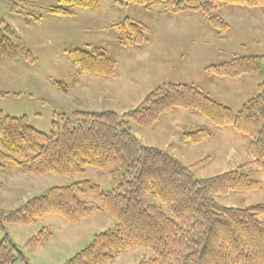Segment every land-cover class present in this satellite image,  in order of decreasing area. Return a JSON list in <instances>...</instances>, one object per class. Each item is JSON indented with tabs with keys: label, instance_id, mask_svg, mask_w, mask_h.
I'll return each instance as SVG.
<instances>
[{
	"label": "trees",
	"instance_id": "trees-1",
	"mask_svg": "<svg viewBox=\"0 0 264 264\" xmlns=\"http://www.w3.org/2000/svg\"><path fill=\"white\" fill-rule=\"evenodd\" d=\"M22 1V0H21ZM128 5L163 8L169 15L200 14L209 19L220 37L228 26L218 12L227 6L264 9V0H124ZM27 6L28 2H23ZM101 0H60L48 9L54 16H71L70 8L97 11ZM18 3L12 11L18 13ZM40 21V20H38ZM118 26L125 44L142 47L151 31L138 23ZM13 29L0 19V59L34 62L33 55L17 43ZM69 59L87 75L110 78L117 62L100 48L72 49ZM263 57H237L208 68L210 74L237 79L261 73ZM182 109L201 115L212 126L232 128L250 141L255 160L243 168L209 179L195 178L166 151L142 145L133 136L131 123L144 129L154 127L163 115ZM50 134L29 125L27 117L0 116V170L5 162L33 176L56 174L82 177L88 169L108 172L110 191L90 180L69 187L51 188L7 214L0 212V264H30L22 248L9 234L11 225L33 226L50 216L79 224L105 211L115 225L96 235L93 241L65 264H112L122 253L143 249L152 258L140 264H264V204L250 208H229L216 197L250 193L261 182L245 174L254 168L264 174V83L241 111L209 99L193 86L164 85L150 94L137 109L118 115L113 111H74L55 119ZM208 129L183 135V141L200 145L213 137ZM91 196L94 202L85 198ZM52 233L43 229L26 245L38 250Z\"/></svg>",
	"mask_w": 264,
	"mask_h": 264
},
{
	"label": "rangeland",
	"instance_id": "rangeland-1",
	"mask_svg": "<svg viewBox=\"0 0 264 264\" xmlns=\"http://www.w3.org/2000/svg\"><path fill=\"white\" fill-rule=\"evenodd\" d=\"M28 2L27 6H23ZM0 0V19L16 33L17 43L35 59L29 62L0 59V116L27 117L29 125L50 134L52 123L74 111H113L118 115L137 109L144 100L164 85L199 88L209 99L235 113L257 94L264 83V9L227 6L218 12L228 26L220 37L209 19L200 14L169 15L163 8L128 5L124 0H101L97 11L70 8L71 16H54L48 9L60 0ZM18 3V13L12 11ZM40 20V21H38ZM138 23L151 31L150 42L142 47L125 44L118 28ZM100 48L117 62L113 77L82 73L67 56L72 49ZM263 57L261 73L237 79L216 77L208 68L237 57ZM208 129L213 137L200 145L183 141V135ZM133 136L147 147L166 151L197 179H209L238 170L255 160L248 138L232 128H217L201 115L177 109L163 115L151 129L131 123ZM0 170V212L7 214L51 188L69 187L83 180L110 191L113 181L108 172L88 169L82 177L56 174L33 176L15 166ZM246 168L245 174L261 182L250 193H231L216 197L229 208H250L264 204V174ZM94 202V198H85ZM115 225L105 211L79 224H69L50 216L33 226L11 225L8 234L22 248L30 264H65L84 250L94 237ZM47 229L52 237L44 247L31 251L27 243ZM0 233V242L2 240ZM143 249L122 253L112 264H140L151 259Z\"/></svg>",
	"mask_w": 264,
	"mask_h": 264
}]
</instances>
